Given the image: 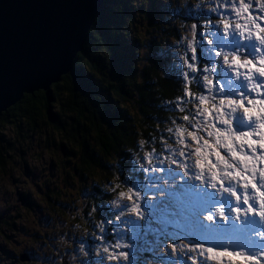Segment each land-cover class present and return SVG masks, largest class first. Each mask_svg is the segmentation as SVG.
<instances>
[{"label":"trees","instance_id":"16d2710c","mask_svg":"<svg viewBox=\"0 0 264 264\" xmlns=\"http://www.w3.org/2000/svg\"><path fill=\"white\" fill-rule=\"evenodd\" d=\"M138 9H141L138 0H102L83 49L73 60L72 70L61 75L49 86V90L24 93L19 101L2 111L0 175L6 174V168L12 164L14 157L10 154L13 151L11 143L5 137L8 127L17 133L28 127L30 131L36 130L45 135L46 140L59 135L61 144L72 143L78 156L74 168L77 174H108L112 170L108 160H114L118 194L131 188L141 191V196L147 199L136 201L143 209L144 219L128 211V221L122 220L123 230L114 228L115 231L108 221L106 240H112L115 234H119L122 251L135 252L133 259L142 257L147 260L144 255L147 250V255L154 261L161 260L160 251H171L170 246L179 241L180 247L174 253L184 259L180 264L186 261L191 264L187 259L189 254L182 247L191 240V237L183 239L188 233L178 230L173 224L161 226L165 220H174L175 215L155 203L159 194L158 182L148 179L151 175L146 157L152 152V163L157 167L163 165L160 161L165 158V163L171 161L179 145L168 129L174 128V122H179L180 117L187 114L195 103H185L184 113L175 108L185 86L183 73L194 77L191 83L194 93L204 91L205 94L206 89L201 84L203 75L208 73L202 70L193 73L187 67L185 57L191 55L189 45L178 59L173 60L174 71L168 70L165 75L160 73L162 58L155 40L151 42V54L144 64L134 60V44L125 40L129 36L125 28H135L134 13L136 18L142 17L139 23L143 21ZM154 10L151 16L144 15V19L147 18L145 30L162 32L170 41L175 40L178 36L175 26L167 27ZM192 15L194 31L202 40L201 46H206V39L210 38L209 30L215 32L220 20L213 11H206L203 6H198ZM201 46H197L198 63L202 68L215 69L211 76H221L220 67L215 63L220 58L215 57V50L207 53ZM230 50L224 49L225 52ZM209 56L212 59H208ZM61 149L66 150L64 145ZM140 165L144 166L143 170ZM103 195L105 198L112 197L110 192ZM126 205L130 206L131 202ZM116 208L113 210L107 205L106 214L112 222L119 217L117 212L120 207ZM116 224L119 226L120 221ZM129 229L132 232L128 233ZM153 249L156 250L153 252Z\"/></svg>","mask_w":264,"mask_h":264},{"label":"snow or ice","instance_id":"6c2138e0","mask_svg":"<svg viewBox=\"0 0 264 264\" xmlns=\"http://www.w3.org/2000/svg\"><path fill=\"white\" fill-rule=\"evenodd\" d=\"M214 11L220 26L209 30L201 47L215 50L234 75L211 76L215 69L201 67L198 48L190 42L185 63L193 73H208L201 84L207 94L194 93V77L183 73L185 86L175 108L184 113L185 103H195L168 129L179 148L167 168L153 165L152 152L147 154L148 170L165 173L148 179L172 182L157 191L176 198L175 215L188 232L183 239L191 237L182 246L191 264H264V0H225ZM119 195L131 202L122 211L144 219L136 202L147 199L141 191L130 188ZM178 247L179 241L170 246L173 252ZM108 258L126 261L129 253L111 252Z\"/></svg>","mask_w":264,"mask_h":264},{"label":"rangeland","instance_id":"374dc122","mask_svg":"<svg viewBox=\"0 0 264 264\" xmlns=\"http://www.w3.org/2000/svg\"><path fill=\"white\" fill-rule=\"evenodd\" d=\"M225 0H138L143 16L135 18V28H125L129 36L127 42L134 44L135 59L144 64L151 54V42L156 41L162 62L160 73L168 74L174 71L173 60L178 59L184 48L193 42L201 46V38L197 37L192 23L194 11L198 6L206 11H213L220 20L219 11H214L217 4ZM145 9H149L146 13ZM155 9V10H154ZM152 10L162 17L166 26H175L177 38L173 41L162 32L146 31L144 15L151 16ZM222 11V9H221ZM225 17L229 14L225 13ZM233 18H234V14ZM133 18V19H134ZM220 26V23H219ZM141 30V31H140ZM158 38V40L154 38ZM191 49V48H190ZM229 49V48H228ZM230 50V49H229ZM156 57V56H155ZM168 60H167V59ZM221 71V76L227 69L220 59L215 62ZM41 120H39V123ZM26 125V124H24ZM42 125V124H41ZM45 135L28 127L17 133L15 129L6 128V140L11 143L13 151L12 164H8L6 174L0 175V264H180L182 257L173 251L159 252L161 260H152L144 251L147 260L138 257L128 260L109 259L111 252H121L120 235L115 234L112 240H106L104 226L111 222V229L122 228V220L128 218V210H123L127 199L122 198L118 190V175L114 171L115 161H111V172L84 175L76 173L75 160L78 159L75 146L66 142L61 144L60 136L46 140ZM48 141V143H46ZM64 145L66 150L61 149ZM171 161L161 167L167 168ZM151 176L165 175L159 171H149ZM157 189L168 188L172 182L164 183L157 180ZM120 188V187H119ZM121 190V189H120ZM104 192H110L112 197L105 198ZM21 196L24 199L21 202ZM105 202L111 209H120L119 216L111 221L102 207ZM155 203L171 211L175 215L178 203L175 197H169L165 192H159ZM155 204V205H156ZM104 205V204H103ZM111 214V212H110ZM165 220L161 226L173 224L178 230L187 232L180 219ZM120 221L118 226L116 223ZM115 229L113 231H115ZM148 233V228L146 227ZM112 231V234L114 233ZM132 229L128 230V233ZM149 236V233H148ZM116 245H121L116 248ZM104 248L110 249L109 253ZM156 250V249H155ZM153 249V252L155 251ZM30 256L29 261H21L19 254ZM134 261L133 263H131ZM212 264V262H210Z\"/></svg>","mask_w":264,"mask_h":264},{"label":"water","instance_id":"95a60500","mask_svg":"<svg viewBox=\"0 0 264 264\" xmlns=\"http://www.w3.org/2000/svg\"><path fill=\"white\" fill-rule=\"evenodd\" d=\"M102 0H0V114L72 70ZM24 199L21 197V202ZM29 260L27 254L19 255Z\"/></svg>","mask_w":264,"mask_h":264},{"label":"flooded vegetation","instance_id":"af4514ba","mask_svg":"<svg viewBox=\"0 0 264 264\" xmlns=\"http://www.w3.org/2000/svg\"><path fill=\"white\" fill-rule=\"evenodd\" d=\"M22 197V196H21ZM104 204V205H103ZM102 207H103V209L105 210V212H106V210H107V204L103 201L102 202ZM108 222V221H107ZM107 227V224L104 226V231H105V228ZM105 234H106V231H105ZM22 254V253H21ZM20 255V254H19ZM18 255V256H19ZM134 255H136V253L135 252H130L129 253V256H130V258H132L133 259V256ZM28 257H29V259H30V256L28 255ZM27 261H29V260H27ZM26 262V261H25ZM134 261H132L131 263H133Z\"/></svg>","mask_w":264,"mask_h":264}]
</instances>
